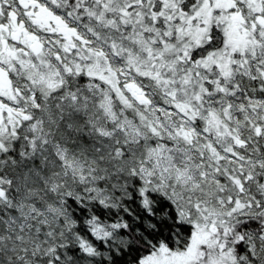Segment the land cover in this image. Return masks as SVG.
<instances>
[{"label": "snow or ice", "instance_id": "snow-or-ice-1", "mask_svg": "<svg viewBox=\"0 0 264 264\" xmlns=\"http://www.w3.org/2000/svg\"><path fill=\"white\" fill-rule=\"evenodd\" d=\"M0 264H264V0H0Z\"/></svg>", "mask_w": 264, "mask_h": 264}]
</instances>
